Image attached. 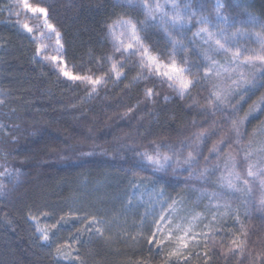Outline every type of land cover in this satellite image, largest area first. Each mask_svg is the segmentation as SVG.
<instances>
[{"label": "trees", "instance_id": "16d2710c", "mask_svg": "<svg viewBox=\"0 0 264 264\" xmlns=\"http://www.w3.org/2000/svg\"><path fill=\"white\" fill-rule=\"evenodd\" d=\"M29 3L48 10L50 23L61 33L64 58L76 72L107 76L109 64L101 58L112 56L123 62L129 75L88 96V86L66 80L35 59V43L19 29L10 1L0 0V264H189L168 263L159 250L144 242L117 251L81 242L68 253L59 247L58 253L50 240L40 238L37 227L44 228L41 218L58 197L57 186L83 173L99 177L103 171L119 172L159 182L172 193L212 190L219 183L221 165L232 158L241 169L243 153L263 133L264 64L239 61L229 67L232 56L214 55L227 71L205 80L203 68L193 67L192 73L199 70V83L180 96L155 76L129 79L146 75L139 56L127 57L113 49L109 25L119 19L145 20L135 2ZM149 3H159L172 14L171 0ZM175 3L190 18L182 30L172 31L187 45L177 60L187 57L190 64L201 65L209 46L193 34L202 27L197 23L201 15L208 17L210 28L217 23L216 0ZM188 4L195 17L186 9ZM223 4L229 24L250 16L264 21V0H223ZM159 15L148 21L141 35H147L146 43L166 57L171 46ZM147 88H153L155 95L147 97ZM216 90H226L218 109L208 102ZM145 152L168 155L166 171L154 172L147 166L142 161ZM260 203L246 208L236 235L223 226L210 234L204 244L206 258L198 264H264V204ZM237 237L244 241L240 248L233 244Z\"/></svg>", "mask_w": 264, "mask_h": 264}, {"label": "rangeland", "instance_id": "374dc122", "mask_svg": "<svg viewBox=\"0 0 264 264\" xmlns=\"http://www.w3.org/2000/svg\"><path fill=\"white\" fill-rule=\"evenodd\" d=\"M9 1L11 3L10 11L16 19L19 29L35 43L36 50L38 47L41 48V55H37L36 51L35 59L41 63L49 64L59 76L68 80L59 73L57 68L53 67L50 61L43 59V55L55 54V36L54 34L50 36L49 30L43 27V17L31 18L33 17L32 13L17 8V0ZM221 2L223 3V0ZM17 12L21 14L17 16ZM248 21L226 26L230 38L231 33L237 29H244L248 33V35L235 38L233 51L237 47L241 50L240 61H244L245 56L256 55L261 49L256 36L251 35L262 31L260 24L248 23ZM24 22L33 27V33H28L23 28ZM38 27L42 29L43 36L41 31H37ZM115 32L119 35L121 32L119 26L115 28ZM33 36L38 39L34 40ZM110 38L114 42L111 35ZM175 38L180 40L176 35ZM227 55L230 57L231 53ZM106 61L109 64V70L112 62L118 63L113 58L112 61ZM68 67L74 74L84 75L76 72L70 65ZM240 72L238 71V74ZM126 75L129 74H126L123 69L120 79H117L115 73L111 71L107 76L94 75L105 78L104 83L96 86V91H92L90 84H82L88 86V96H93L104 84H114ZM141 75L136 74L128 76V78L137 80L136 78ZM190 88L183 95H180L176 88L174 89L178 95L184 96ZM262 129V135L256 137L247 152L243 153L241 169L237 168V164L232 158L228 159L221 165L219 183L212 190L206 187L200 191L184 189L181 193H172L159 182L134 179L113 171H103L99 177L83 173L72 180L61 182L57 186L58 197L50 205L51 209L47 214L41 218L44 228L50 229V242L53 246L60 247L67 253L81 242L91 246L99 244L112 251H117L120 246L134 247L144 242L159 250L168 263L198 264L202 262L206 258L204 244L209 235L217 234L222 226L233 230L236 235L241 227L246 208L254 202L260 203L264 200V185L261 184L264 176L259 174L260 170L264 169V126ZM246 155H248V159L245 158ZM249 164L254 165L253 170L257 172L255 177L247 175ZM233 165L234 167H232ZM230 172L233 175L230 176ZM235 173H239V180ZM229 180L232 181L235 188L227 186ZM244 180L249 181L247 186L244 185ZM236 188L240 190H236ZM161 191L163 195H161ZM162 214L171 219V223L166 226L165 230L157 233L156 239L163 240V243L156 244L153 242L149 244L148 240L155 230L153 222L159 220ZM237 214L241 223L236 222ZM62 217L63 219H61ZM91 217L104 221L103 224L97 225L103 229V236L94 234L95 228L92 232L84 230ZM194 217L196 218L195 221H193ZM142 220L143 223H141ZM161 224L163 226L164 222ZM175 225L182 227L177 229ZM189 225H191V231L185 235L184 228ZM169 234L171 235L170 239L167 238ZM74 237H79V241L75 240ZM181 237H184L186 247H180ZM176 250H179V255H170Z\"/></svg>", "mask_w": 264, "mask_h": 264}, {"label": "snow or ice", "instance_id": "6c2138e0", "mask_svg": "<svg viewBox=\"0 0 264 264\" xmlns=\"http://www.w3.org/2000/svg\"><path fill=\"white\" fill-rule=\"evenodd\" d=\"M135 2L144 12L145 20L144 21H134L131 18L129 19H119L114 22L112 25H109V35L113 38V49L115 52H120L121 55H125L127 57L131 56H139V66L142 70H146V75H141L138 79H148L149 77L155 76L159 78V82L161 84L167 83L168 87L176 88L180 95H183L190 87H195L197 83H199V70L196 73H192V68L200 67L203 68V78L205 80L210 78L211 74H215L217 77L221 75V70L227 71V68L224 65H221L217 60L214 59V55H218L220 53H224L227 55L231 53L232 59L228 62V66L238 64L240 61V57L242 55L241 50L237 47L235 51H233V47H235V38L238 36L248 35L246 30L237 29L235 32L231 33V38L227 33V27L230 23L229 17L225 16L222 9L225 5L221 2V0H217L215 5V12L217 15V23L212 25V28L209 27L211 23L207 16L201 15L197 20V23L202 25V27L198 28L197 31L193 34L194 38H199L203 40L205 44H208V49L204 51L203 58L205 63L201 65H192L189 63L187 57L182 60H177V55L179 52H183L187 49V45L183 43L182 40H178L175 38V33L170 31V29H176L177 31L182 30L184 26L190 23V18L186 19L188 15L187 12L182 13L179 10V5L175 3V0H171L172 2V14L170 15L167 11L164 10L163 5L156 3L154 6L149 3V0H129V3ZM167 2V0H166ZM191 12V17H195V11H191V5L188 4L185 6ZM17 8H20L21 11L30 12L33 14L35 19H39L43 17V27L49 30V35L54 34L55 36V48L53 55H43V59L46 61H50L53 64L54 68H57L59 73L66 77L69 81H79L80 83L90 84L92 86V91H96V86L101 85L105 82L104 76H94L91 74H74L72 70L68 67L67 61L64 59L66 53L63 51V44L61 43V33L57 30L55 25L50 23L48 17V10L43 7L34 6L29 3V0H17ZM156 13H159V22L160 26L163 27L164 32L167 34L168 44L171 46L170 51L167 52V56L165 57L162 53L155 51L154 45H150L146 43L149 39L147 35H141V33L146 31L148 21L156 20ZM21 13L17 12L16 15L19 16ZM248 23H259L262 29L261 32L252 33L251 35H255L257 41L261 45L260 52L253 56H245L244 63L251 64L255 60L261 61L264 64V21H257L255 17L249 18ZM119 26L121 32L119 35L115 32V28ZM23 28H25L28 33H33V27H30L28 23H23ZM215 29V30H212ZM37 31H41V35L43 36V31L39 27ZM33 39H38L33 36ZM191 43V42H190ZM231 45V46H230ZM46 50V46H45ZM37 55H41V48H37ZM211 53V54H210ZM112 61V56L102 57L101 60ZM98 66H102L100 61H97ZM75 68V65H72ZM123 62L116 63L112 62L110 71L115 73L117 79L121 78V70L123 69ZM82 71V69L80 70ZM91 71V70H89ZM242 75V74H241ZM110 78V77H109ZM236 83V81H233ZM226 90H216L213 91L210 95L214 99L210 98L209 103L213 104L217 109L219 105L224 102ZM145 95L147 97H152L155 95L153 88H147ZM264 103V100L261 101ZM234 125L237 122H233ZM213 152H216L217 149L214 147ZM189 157H191V153H189ZM248 159V155L245 157ZM170 157L168 155H161L159 152H156L155 155L149 154L147 152L142 154V161L145 164L153 169L154 172L166 171V167L169 166ZM226 167H229L226 165ZM234 167V165L232 166ZM254 165L249 164L247 175L249 177H255L257 172L253 170ZM259 174L264 176V169L260 170ZM229 175H233L232 172ZM236 178L239 180V173H235ZM244 185H248L249 181L244 180ZM261 184L264 185V179L261 180ZM229 188H235L232 181H228ZM236 190H240L236 188ZM161 195L163 192L161 191ZM264 204V200L261 201ZM171 207V206H170ZM175 211V209H173ZM46 215V213H45ZM147 215V213H146ZM199 215V214H197ZM31 219L36 220L35 216H32ZM63 219V217L61 218ZM195 217L193 221H195ZM161 222H164L162 226ZM236 222L241 223L239 220V215L236 216ZM38 223V222H37ZM103 220H98L96 217H91L86 224L84 230L88 232H92L93 228H95L96 235L103 236V229L101 227H97V225L103 224ZM143 223V220L142 222ZM154 228L155 230L152 233V236L149 238L148 243L152 244L155 242L156 244H162L163 240H157V233H161L165 230L166 226L171 223V219L165 215H161L159 220H154ZM55 227V225H53ZM177 229H180L181 225H175ZM37 231L40 233V238L44 241H48L50 239V229L37 227ZM191 231V225L184 228L185 235ZM54 235V233H53ZM247 235V233H244ZM167 238H171V235ZM75 240L79 241V237H74ZM244 241L240 240L239 237L233 240V244L236 248H240L243 245ZM186 243L184 242V237L180 238V247H186ZM57 252L60 253V248H57ZM179 250L173 251L170 255H179Z\"/></svg>", "mask_w": 264, "mask_h": 264}]
</instances>
